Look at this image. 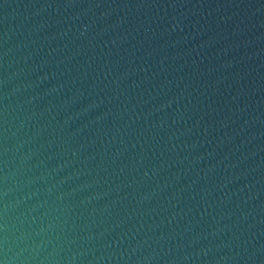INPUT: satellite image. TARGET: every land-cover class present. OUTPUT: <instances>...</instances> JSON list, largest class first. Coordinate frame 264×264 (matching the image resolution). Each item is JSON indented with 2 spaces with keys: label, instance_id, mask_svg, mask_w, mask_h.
<instances>
[{
  "label": "water",
  "instance_id": "1",
  "mask_svg": "<svg viewBox=\"0 0 264 264\" xmlns=\"http://www.w3.org/2000/svg\"><path fill=\"white\" fill-rule=\"evenodd\" d=\"M0 264H264V0H0Z\"/></svg>",
  "mask_w": 264,
  "mask_h": 264
}]
</instances>
